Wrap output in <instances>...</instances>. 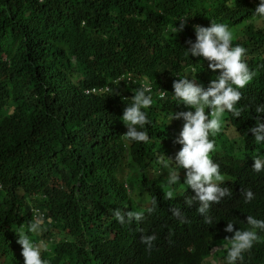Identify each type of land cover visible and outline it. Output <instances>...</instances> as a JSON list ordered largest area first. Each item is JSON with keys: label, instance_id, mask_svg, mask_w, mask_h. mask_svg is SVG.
<instances>
[{"label": "trees", "instance_id": "1", "mask_svg": "<svg viewBox=\"0 0 264 264\" xmlns=\"http://www.w3.org/2000/svg\"><path fill=\"white\" fill-rule=\"evenodd\" d=\"M257 4L258 0H0V147L28 145L29 157L39 165L35 174L32 170L0 177V241L19 232L32 219L33 209L46 216L41 238L58 237L50 245L53 252L63 261L65 252L66 261L76 264H106L108 235H150L152 222L145 234L144 225L122 226L111 213L120 207L117 198L124 190L138 196L143 189L138 184L142 170L126 158L130 155L142 165L139 158L151 146L158 153L163 147L170 156L172 150L177 153L174 141L182 119L167 124L166 115L192 109L172 99V84L178 76L195 75L207 87L219 75V70L208 69L207 61L186 57L184 50L188 40L195 41L194 26L208 27L211 21L229 26L233 45L247 49L245 60L256 73L242 89L241 117L224 115V129L235 126L239 135L240 149L231 158L237 163L254 142L248 129L256 119L262 121L254 112L264 104V20L253 16ZM183 18V31L169 33L167 39L165 31L179 28L178 19ZM106 86L107 93L86 94ZM145 86L168 94L160 100L152 97L146 110L152 121L146 126L151 142L129 143L127 149L123 133L110 130L113 122L108 119L123 115L134 90ZM218 136L227 138L223 131ZM159 179L163 217L156 218L151 230L157 237L154 246L148 250L140 240L127 243L136 246L141 264H166L168 250L179 248L168 264L173 259L176 264H201L212 246L231 237L223 231L227 222L244 220L249 212L242 208L230 216L226 204L208 225L194 203L186 206L189 196L183 187L180 199L168 200V177ZM173 207L182 210L186 222L172 216ZM14 217L21 221L14 223ZM49 217L65 218L69 227L57 221L48 224ZM61 237H68L64 251ZM215 255L223 264L226 252ZM261 255L258 248L251 250L245 264H264Z\"/></svg>", "mask_w": 264, "mask_h": 264}, {"label": "clouds", "instance_id": "2", "mask_svg": "<svg viewBox=\"0 0 264 264\" xmlns=\"http://www.w3.org/2000/svg\"><path fill=\"white\" fill-rule=\"evenodd\" d=\"M253 16L264 20V0H258ZM178 20L181 21L179 28L172 26L165 31L167 39H170L169 33L183 31L185 18ZM194 33L195 41L186 42L188 46L184 49L185 56L207 61L208 69L213 73L219 70V75L215 76L207 87L198 82L195 75H177L179 79L173 81L172 99L177 104L192 109L166 115L167 124L174 119H182V129L174 141V150L177 153L172 150L170 156L164 147L158 153L151 146L139 158L142 165L130 155L126 158L130 166H138L142 170L138 184L143 189L138 196L130 190H124L117 198L121 202L120 207L111 211L112 216L122 226L144 225V232L145 226L150 222L152 227L148 230L150 235H142L141 238L142 232L129 239L110 238L108 235L104 242V251L108 255L106 264H141L136 246L127 245L130 241L140 240L148 250L153 248L157 237L151 235V230L154 229L156 218L163 217L159 210L161 200L164 199L163 182L159 177L166 175L170 187L166 199H180L178 192L183 187L182 192L189 196L185 199L186 206L191 207L194 203L197 213L204 217V222L208 225L214 224L213 217H220L226 204L232 210L230 216L235 214V210L242 208L249 211L242 218L244 220L236 221V218H233L227 222L223 231L231 237H225L226 243L212 246L210 255L201 264H205L212 256L216 259L214 263L218 264L219 259L215 254L219 251L226 252L223 264H245V255L257 248L258 253L264 257V197L261 196L264 194V104L255 108L254 112L262 121L256 119L255 125L248 129L254 142L248 151H243L239 156L241 158L238 164L231 162L237 148L240 149L237 129L235 126L224 129L226 113L235 118L241 117L243 109L238 107V104L244 96L242 89L253 80L256 73L245 60L247 49L239 44L233 45V34L227 24L211 21L208 27L196 25ZM193 71L195 72V69ZM129 79L130 75L126 82L129 83ZM117 81L120 82V78L116 79ZM107 92L108 86L88 90L86 94ZM167 94L166 91L152 90L149 86L141 87L134 90L130 105L126 103L122 106L124 108L127 105L123 115H117V109L116 118L111 116L108 119L113 122L110 124V130L123 133L126 142L128 141L127 149L129 143L151 142L146 126L151 125L152 121L148 118L146 110L151 108L155 96L160 100ZM100 108L102 111V107ZM164 116L162 115L163 119ZM222 131L226 133L227 138L218 136ZM38 166V162L28 155V145L22 148H11L9 145L0 147V177L15 172L25 174L32 170L35 174ZM2 198L3 185L0 182V205ZM170 211L172 216L186 222L180 208L173 207ZM222 217L225 218L224 213ZM19 221V217H14V223ZM54 221L64 228L69 227L65 218H48V224ZM45 222V214L39 209H33L32 219L19 232L10 239L0 241V264H76V261H66L65 252L64 261L53 252L50 245L54 244L58 237L54 236L48 240L41 238ZM70 232L69 228L68 233ZM67 241L68 237L62 238L63 251L66 250ZM214 248L216 250H213ZM180 251L181 248L168 250L167 254L171 257L166 264ZM176 263L177 259H173L169 264Z\"/></svg>", "mask_w": 264, "mask_h": 264}, {"label": "rangeland", "instance_id": "3", "mask_svg": "<svg viewBox=\"0 0 264 264\" xmlns=\"http://www.w3.org/2000/svg\"><path fill=\"white\" fill-rule=\"evenodd\" d=\"M213 250H216V248H214ZM213 257V256H212ZM212 257H210L206 262H205V264H215L214 262H215V258L213 259Z\"/></svg>", "mask_w": 264, "mask_h": 264}]
</instances>
